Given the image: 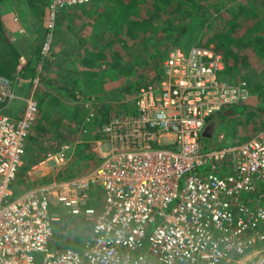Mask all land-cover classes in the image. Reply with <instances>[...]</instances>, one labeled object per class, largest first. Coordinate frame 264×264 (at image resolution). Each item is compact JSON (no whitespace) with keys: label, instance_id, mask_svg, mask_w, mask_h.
Segmentation results:
<instances>
[{"label":"built area","instance_id":"obj_1","mask_svg":"<svg viewBox=\"0 0 264 264\" xmlns=\"http://www.w3.org/2000/svg\"><path fill=\"white\" fill-rule=\"evenodd\" d=\"M92 1L51 0L44 59L57 14ZM162 69L156 84L137 90L131 113L103 126L92 172L30 188L12 202L41 80L20 98L0 78V103H24L19 118L0 109V264H36L40 254L42 264H264V128L243 143L208 151L203 143L218 114L251 97L250 84L226 80L213 47L172 49ZM52 161L66 162L59 154L48 155ZM66 218L88 230L81 250L50 248Z\"/></svg>","mask_w":264,"mask_h":264},{"label":"rangeland","instance_id":"obj_2","mask_svg":"<svg viewBox=\"0 0 264 264\" xmlns=\"http://www.w3.org/2000/svg\"><path fill=\"white\" fill-rule=\"evenodd\" d=\"M226 1L230 2L219 8L220 0H178L173 7L182 3L187 6L186 11H181L170 22L166 21L167 18H160L148 30L137 26L139 23L131 17L134 6L127 8L126 0H93L85 5L66 8L57 14L52 52L44 59L42 50L48 39L51 0H4L0 13L7 18L3 21L10 19L12 28H21L19 41L25 57L40 59L38 73L45 74L51 84L50 87L40 83L37 90L41 91L39 102H43L48 119L43 132L32 130L30 133L32 139L27 143L26 160L14 184L15 195L9 202L30 188L73 179L70 174L80 177L92 172L101 163L95 150L98 142L103 140V126L114 117L133 111L137 90L158 82L160 63L172 49L194 46L216 49L214 35H222L225 45H231L232 39H237L231 47L233 54H230L225 78L230 82L246 81L250 84L251 97L243 106L230 107L228 111L232 114L222 117L224 111L217 115L216 118H220L215 121L219 122L215 135L211 139L203 138L205 150L246 142L263 129L264 0ZM154 5L157 9L161 7L159 2ZM236 9L255 10V16L248 21L240 18L243 27L230 34L224 24L230 22L231 13ZM253 19L261 22L262 27L252 32L253 40L243 43L240 40L246 31L253 29ZM256 36L259 37L255 39ZM133 83H137L138 89L129 88ZM32 86L31 80H19L16 83L18 97H26ZM65 89L91 95L95 99L75 101ZM14 103L17 102L5 106L2 111L17 118L23 114L24 103L20 102L19 110ZM68 132L74 140L71 143L66 141ZM219 137L223 139L219 140ZM83 143L92 145L97 156L87 164L79 165L75 161L80 158ZM56 154L65 158L66 162L61 167L53 161L47 162L48 155ZM99 199L104 204L103 190H100ZM64 219L55 226L50 248L81 250L88 230L68 218ZM262 248L264 244L260 245ZM251 252H246L243 257ZM43 259V254L36 255V264H42Z\"/></svg>","mask_w":264,"mask_h":264},{"label":"trees","instance_id":"obj_3","mask_svg":"<svg viewBox=\"0 0 264 264\" xmlns=\"http://www.w3.org/2000/svg\"><path fill=\"white\" fill-rule=\"evenodd\" d=\"M117 1H120V0H117ZM176 1H178V0H139L137 2H134L135 3V5H134L132 0H126V3H127V8H131L134 6L133 7V13H132L131 17L135 18L136 22L139 23V25H137V26L139 28L142 27L141 29L148 30L149 28H152L153 26H155V23L158 22V20H160V18L161 19L167 18L166 21L170 22V20L172 18H174L175 16L182 13L181 11H184V12L186 11L187 6L182 4V3H181V5H177V6L173 7L174 2H176ZM2 2H0V6H1ZM156 2H159L161 5V7H158V9L154 5ZM228 2H230V1L220 0L217 7L220 8L222 6H225ZM254 13H255V10H252V9H246V10L236 9V10H234L231 13L230 22H228V24L227 23L224 24V26L227 25V27H226L227 32H229L230 34L235 33L239 28L243 27L240 24V18L242 20L244 19V21H248L249 19L254 18V16H255ZM129 15H130V13H129ZM253 20H254V22L252 24L253 29L246 31L244 36H242L243 39L240 40L243 43H247L248 40H251L252 37L250 35L252 34V32H254V30H257V28L262 27L261 22H257L255 19H253ZM116 23H118V22H116ZM56 31H57V27H56V30L54 32V36H55ZM221 32H224V30ZM258 37L259 36H256L255 39H257ZM214 39H215L214 42L216 45V49L215 48L214 49L217 51V53L222 55V57L226 63V70H227L228 69V60L230 58V54L231 53L233 54V52L231 51V47L235 44L234 42L237 39H232L231 45H225V40L223 39L222 35H219V34L216 36L214 35ZM38 51L40 54L41 49ZM116 54L117 53L114 52V55H116ZM234 56H236V55H234ZM101 57L102 56L100 55L99 58L102 59L103 57L102 58ZM93 60H94V58H93ZM39 61H40V59L38 57H36V58L25 57V54L23 53L21 48L19 46H17L16 43L11 41V39L7 35V31H6L4 22L2 20V15L0 13V78L9 79L12 82V85L15 87V89H16V83L19 80H23V81L31 80V84H32L33 79L36 77H40L41 83L47 84L51 87L49 79L46 77V75L38 73V71H39L38 70V62ZM160 65H161V71H160L159 77L161 78L162 70H163L162 69L163 68V61L160 63ZM133 87L135 89L136 88L138 89L139 86L137 85V83H133V84L129 85V88H133ZM40 92H37L38 100H39V98H41ZM65 92H70V96L75 101L95 99L94 96L87 95V94H85V95L77 94V92L72 91V90L65 89ZM17 94H18V92H17ZM5 106H6L5 104L0 103V109H3ZM39 106H40L39 116H38V119L36 120V122L34 124L35 126L33 127V130L36 133H39L43 130L44 125L46 124L45 122L48 119L46 109L43 107V102H41V103L39 102ZM222 117H225L224 113H223ZM17 118H19V117H17ZM219 118L220 117H218L217 119H219ZM70 136H71V133L68 132L67 140L64 138V140H66L68 143H71L74 141L73 137H70ZM75 138H77V136ZM31 139H32V134L29 136L28 141L30 142ZM93 149L94 148L92 145L83 143L82 150H80L82 152L79 153L80 158H78L77 161H75V162L79 165L82 163L87 164V162H90L92 159H94L97 156V154L93 152ZM80 175H82V174H80ZM69 177L74 178L76 176L70 174ZM13 189L15 192L16 189H15L14 185H13Z\"/></svg>","mask_w":264,"mask_h":264},{"label":"crops","instance_id":"obj_4","mask_svg":"<svg viewBox=\"0 0 264 264\" xmlns=\"http://www.w3.org/2000/svg\"><path fill=\"white\" fill-rule=\"evenodd\" d=\"M5 18H7V17H2V20L3 19H5ZM4 22V25H5V28H6V31H7V35H8V37L12 40H16V42H14V41H12V42H14V43H16L17 44V46H19L20 48H21V46H20V41H19V39H20V30H21V28L20 29H18V30H16L15 29V27L14 28H12V25H13V23H12V21H10V19H7V20H4L3 21ZM10 26H11V28H10ZM22 50V49H21ZM15 105H14V107L17 105L18 106V109H16V110H19L20 109V107H21V103L20 102H17V103H14ZM225 113H227L226 115H228V114H232L231 112L229 113V111H226ZM221 120V119H220ZM218 123V125H217V127H216V130H217V128H218V126H219V122H217ZM216 130H215V132H216ZM215 132H214V135H215ZM213 135V136H214ZM220 138V137H219ZM234 143H236V142H234ZM230 144H233V143H230ZM229 143L228 144H224V145H230ZM76 224H77V226H80V228H82V225H83V223H77L78 221H75V220H73Z\"/></svg>","mask_w":264,"mask_h":264},{"label":"water","instance_id":"obj_5","mask_svg":"<svg viewBox=\"0 0 264 264\" xmlns=\"http://www.w3.org/2000/svg\"><path fill=\"white\" fill-rule=\"evenodd\" d=\"M1 1V0H0ZM231 111H229L230 113ZM232 113V112H231ZM227 113H224V115H226ZM218 123L213 121L211 123H209V125L207 126L204 134H203V138L204 139H211L214 135V132L216 130V127H217Z\"/></svg>","mask_w":264,"mask_h":264},{"label":"clouds","instance_id":"obj_6","mask_svg":"<svg viewBox=\"0 0 264 264\" xmlns=\"http://www.w3.org/2000/svg\"><path fill=\"white\" fill-rule=\"evenodd\" d=\"M47 25H48V22H47ZM3 110V109H2Z\"/></svg>","mask_w":264,"mask_h":264}]
</instances>
